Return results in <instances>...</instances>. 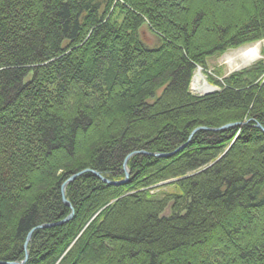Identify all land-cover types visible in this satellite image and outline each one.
I'll list each match as a JSON object with an SVG mask.
<instances>
[{
	"label": "trees",
	"instance_id": "trees-1",
	"mask_svg": "<svg viewBox=\"0 0 264 264\" xmlns=\"http://www.w3.org/2000/svg\"><path fill=\"white\" fill-rule=\"evenodd\" d=\"M263 39L264 0H0V262L70 215L61 185L88 170L24 264H264V62L189 92L208 58ZM183 145L133 155L124 184L93 174ZM170 180L179 194L152 193Z\"/></svg>",
	"mask_w": 264,
	"mask_h": 264
},
{
	"label": "rangeland",
	"instance_id": "rangeland-1",
	"mask_svg": "<svg viewBox=\"0 0 264 264\" xmlns=\"http://www.w3.org/2000/svg\"><path fill=\"white\" fill-rule=\"evenodd\" d=\"M116 20H118V22H119L120 18H116ZM139 35L141 36V40L145 43V45H147L149 47L157 46L158 40L154 36V34L152 32H150V30H149V28L147 26H143L140 29ZM255 45H259V47H260V56H259V58L256 61H254V62H252V63H250V64H248V65H246L244 67H240V68L237 67V64H241V61L239 59H235V63H233V64L229 62V59L234 57L236 55V52L244 50V49H246L248 47L255 46ZM263 50H264V39L263 40H259V41L255 42V43H251V44H248V45L241 46V47L236 48V49L228 50V51H226L225 53H223L221 55L210 57V58H208L206 60V70H204L201 67H197L195 72L198 69H201V73H202V76H203L205 82L209 86L214 87L215 92H217V91H219V87L217 85L211 84L209 82L210 79H211L212 82H218V83L222 84V82L226 78H228L230 75L235 74L237 72L244 71L246 69H249V68L253 67L255 64H257L259 62H264V56L262 54ZM195 72H194V74L192 76V79H191V82H190L189 92L191 93V95H193L195 97H201L200 94L197 93V90L195 89V86H193V84H192ZM181 147L183 148L184 145L181 146ZM179 148H177L176 150L172 151L171 153H174L173 155H175L176 153H178L182 149V148L181 149H179ZM147 154H148V156H151V155H149V153H147ZM167 154H170V153H167ZM169 157H171V156H169ZM165 158H168V157H165ZM126 167H127V163H126ZM84 171H86V170H84ZM81 172H83V171H81ZM122 172H123V169H122ZM128 176H129V172H128ZM124 180H125V175H124V179H122V181H124ZM126 181L124 183H126ZM175 181H177V180H170V181H166V182H163V183H159L156 186L157 189L155 188L152 191V193L158 194L159 196L160 195L179 194V190L175 186H173L171 184V183H173ZM115 182H121V181H115ZM102 183H104V182H102ZM168 215H170L169 207L163 212L162 216H168Z\"/></svg>",
	"mask_w": 264,
	"mask_h": 264
},
{
	"label": "water",
	"instance_id": "water-1",
	"mask_svg": "<svg viewBox=\"0 0 264 264\" xmlns=\"http://www.w3.org/2000/svg\"><path fill=\"white\" fill-rule=\"evenodd\" d=\"M215 90L213 92H210V93H206L204 95H201V96H205V95H209V94H212L214 93ZM239 125L238 123H235V124H228V125H225L219 129H210L211 131H217V130H222V129H226V128H229V127H233V126H237ZM257 128H259L263 133H264V130L259 126V125H256ZM199 130H206L205 128H197L195 129L190 136H192L195 132L199 131ZM182 147H180L179 149H181ZM178 149V150H179ZM137 154H143V155H148L147 153L145 152H134L130 155H128L125 160H124V163H123V173L125 175V180L124 181H121V182H110L106 179H104L103 177H101L98 173L96 172H93L94 175H96L98 177L99 180H101L102 182H104L105 184H111V185H119V184H123L127 178H128V171H127V167H126V163L127 161L133 156V155H137ZM174 153H170V154H149L151 155L152 157H157V158H165V157H169V156H172ZM85 172H88L87 170L86 171H83V172H80V173H77L75 175H72L70 178H68L62 185H61V188H60V191H61V198H62V203L71 209V213L69 216H67V218H65L63 221L57 223V224H50V225H41V226H38L32 230H30L27 234V237L25 239V242H24V245H23V249H24V259L21 263H2L0 262V264H24L26 262V259L28 257V252H27V245L31 239V236H32V233L35 231V230H38V229H45V228H48V227H51V226H54V225H60V224H63L65 223L66 221H68L71 217H72V214H73V211H72V208L71 206L69 205V203L66 201L65 197H64V192H65V187L71 183L72 181L75 180V178L79 177L80 175H82L83 173Z\"/></svg>",
	"mask_w": 264,
	"mask_h": 264
},
{
	"label": "bare ground",
	"instance_id": "bare-ground-1",
	"mask_svg": "<svg viewBox=\"0 0 264 264\" xmlns=\"http://www.w3.org/2000/svg\"><path fill=\"white\" fill-rule=\"evenodd\" d=\"M259 56H260V47L259 45H255L236 52V55L230 58L229 62L233 64L235 63V59H239L241 61V64H237V67L240 68L256 61L259 58ZM192 84L193 86H195V89L197 90V93L200 94V96L214 91V87L209 86L205 82L201 73V69H198L195 72Z\"/></svg>",
	"mask_w": 264,
	"mask_h": 264
}]
</instances>
